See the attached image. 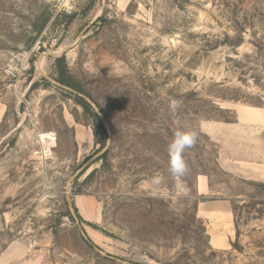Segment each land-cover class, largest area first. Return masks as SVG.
<instances>
[{
	"label": "rangeland",
	"instance_id": "374dc122",
	"mask_svg": "<svg viewBox=\"0 0 264 264\" xmlns=\"http://www.w3.org/2000/svg\"><path fill=\"white\" fill-rule=\"evenodd\" d=\"M235 106L264 113V0H0V257L264 264V126Z\"/></svg>",
	"mask_w": 264,
	"mask_h": 264
},
{
	"label": "crops",
	"instance_id": "0c3cea01",
	"mask_svg": "<svg viewBox=\"0 0 264 264\" xmlns=\"http://www.w3.org/2000/svg\"><path fill=\"white\" fill-rule=\"evenodd\" d=\"M236 114V122L238 125L246 127H263L264 126V113L261 109H250L245 107L235 106L232 109ZM209 189L208 180L202 177L198 181V190L200 193L205 194ZM229 208L225 202H215L205 205L202 210L206 215L215 216V211L220 210L223 214L229 215ZM216 217V216H215ZM8 255V256H7ZM6 256V257H5ZM5 257V258H4ZM0 264H46L40 257H29L26 254L21 255L17 250L8 249L0 257Z\"/></svg>",
	"mask_w": 264,
	"mask_h": 264
},
{
	"label": "clouds",
	"instance_id": "9594fccd",
	"mask_svg": "<svg viewBox=\"0 0 264 264\" xmlns=\"http://www.w3.org/2000/svg\"><path fill=\"white\" fill-rule=\"evenodd\" d=\"M180 107L178 101L169 102V109L175 112ZM197 141V134L192 131H177L168 144V171L173 177H183L189 171L188 164L184 159L186 150L191 149ZM184 194L183 192L181 193Z\"/></svg>",
	"mask_w": 264,
	"mask_h": 264
},
{
	"label": "trees",
	"instance_id": "16d2710c",
	"mask_svg": "<svg viewBox=\"0 0 264 264\" xmlns=\"http://www.w3.org/2000/svg\"><path fill=\"white\" fill-rule=\"evenodd\" d=\"M63 84L66 82L62 81ZM96 122L93 126L94 137L96 139V143L101 145L102 148L106 146L108 135L103 123L96 117Z\"/></svg>",
	"mask_w": 264,
	"mask_h": 264
},
{
	"label": "bare ground",
	"instance_id": "6f19581e",
	"mask_svg": "<svg viewBox=\"0 0 264 264\" xmlns=\"http://www.w3.org/2000/svg\"><path fill=\"white\" fill-rule=\"evenodd\" d=\"M40 141L42 143H45V144H52L53 142V138H52V135H49V134H42L40 136Z\"/></svg>",
	"mask_w": 264,
	"mask_h": 264
}]
</instances>
